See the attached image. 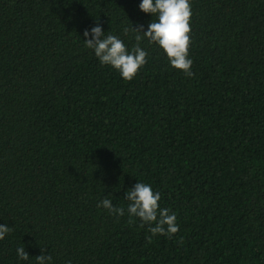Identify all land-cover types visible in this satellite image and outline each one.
I'll use <instances>...</instances> for the list:
<instances>
[{"label": "trees", "instance_id": "1", "mask_svg": "<svg viewBox=\"0 0 264 264\" xmlns=\"http://www.w3.org/2000/svg\"><path fill=\"white\" fill-rule=\"evenodd\" d=\"M141 2L0 0V264H264V0H190L193 75L144 39L127 81L83 33L131 50ZM138 181L177 233L130 218Z\"/></svg>", "mask_w": 264, "mask_h": 264}, {"label": "clouds", "instance_id": "2", "mask_svg": "<svg viewBox=\"0 0 264 264\" xmlns=\"http://www.w3.org/2000/svg\"><path fill=\"white\" fill-rule=\"evenodd\" d=\"M139 9L144 13H151L156 19L148 24L147 31L144 30L143 25L133 27L132 24L130 28L123 29L124 35L127 36L129 32L134 35L136 43L131 50L119 36L110 32L105 35L99 23L90 30L84 31L85 38L91 37L84 40L85 46L94 51L101 65L111 66L123 79L131 81L147 63L148 52L140 46L141 42L147 39L149 44L154 43L163 50L171 67L191 77L193 61L189 59L192 17L190 0H142ZM124 198L129 201L127 212L130 218H140L143 222L141 227L145 224L149 225L148 231L152 236L160 234L171 237L179 231L176 214L168 208L160 207L161 195L159 192H154L149 184L138 181L125 193ZM101 206L117 218L125 214L124 207H114L108 198L100 201L98 207ZM12 230L11 227L0 224V240ZM147 239L151 243L152 237L149 236ZM43 251L44 249L42 253ZM16 253L21 260L29 259L23 244L17 248ZM35 259L36 264H49L52 257L42 254Z\"/></svg>", "mask_w": 264, "mask_h": 264}]
</instances>
